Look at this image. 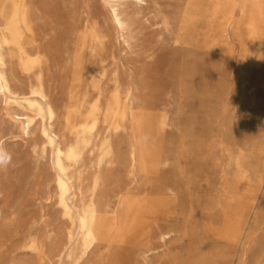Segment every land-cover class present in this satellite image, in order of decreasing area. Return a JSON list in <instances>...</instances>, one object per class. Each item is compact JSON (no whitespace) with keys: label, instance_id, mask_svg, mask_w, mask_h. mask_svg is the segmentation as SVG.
Here are the masks:
<instances>
[{"label":"rangeland","instance_id":"1","mask_svg":"<svg viewBox=\"0 0 264 264\" xmlns=\"http://www.w3.org/2000/svg\"><path fill=\"white\" fill-rule=\"evenodd\" d=\"M73 1L110 37L102 136L81 165L100 181L98 244L79 264H264V92L245 52L239 1L150 0L130 47L116 39L101 0ZM43 73L63 110L72 71L48 63ZM16 74L17 91H27V72L16 66ZM12 131L4 144L11 161L0 167V264H57L23 247L42 205L54 235L71 225L45 199L33 135ZM107 133L113 154L100 161Z\"/></svg>","mask_w":264,"mask_h":264},{"label":"bare ground","instance_id":"2","mask_svg":"<svg viewBox=\"0 0 264 264\" xmlns=\"http://www.w3.org/2000/svg\"><path fill=\"white\" fill-rule=\"evenodd\" d=\"M238 1L243 16L248 18L245 52L255 58L254 65L259 70L255 85L264 92V0ZM101 2L110 14L116 39L130 47L134 19L143 13L150 0ZM81 12L79 15L73 0L64 6L57 0H0V111L3 114L0 148L6 150L4 144L12 128L22 136L33 135L38 154L35 163L41 170L45 199L53 200L57 212L71 225L67 232L54 235L48 219L50 210L45 205L38 214L29 216L23 247L36 253L41 263L49 255L56 258L57 264H79L98 244L100 181L89 179L81 165L86 161V152L102 136L99 128L109 75L110 37L94 22L89 9ZM48 63L63 64L72 71L70 99L63 110L43 73ZM16 66L29 76L27 91H17ZM118 70L111 77L116 111L122 92ZM132 93L133 88L129 87L127 95ZM98 147L100 161L113 154L109 133ZM41 198L42 195L35 200ZM48 241L53 246L46 251Z\"/></svg>","mask_w":264,"mask_h":264},{"label":"clouds","instance_id":"3","mask_svg":"<svg viewBox=\"0 0 264 264\" xmlns=\"http://www.w3.org/2000/svg\"><path fill=\"white\" fill-rule=\"evenodd\" d=\"M11 156L4 150L3 148H0V167H3L10 163Z\"/></svg>","mask_w":264,"mask_h":264}]
</instances>
